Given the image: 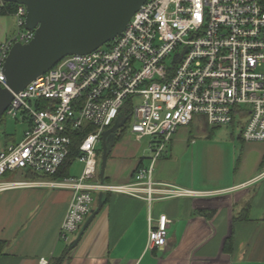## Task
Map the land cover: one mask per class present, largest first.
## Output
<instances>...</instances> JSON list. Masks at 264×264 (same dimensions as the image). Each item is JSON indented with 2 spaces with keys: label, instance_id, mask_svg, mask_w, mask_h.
Returning a JSON list of instances; mask_svg holds the SVG:
<instances>
[{
  "label": "built area",
  "instance_id": "built-area-1",
  "mask_svg": "<svg viewBox=\"0 0 264 264\" xmlns=\"http://www.w3.org/2000/svg\"><path fill=\"white\" fill-rule=\"evenodd\" d=\"M25 7L15 13L16 32L0 42L2 66L10 48L29 42ZM123 113L136 139L149 138L150 165L126 184L98 180L97 145ZM5 116L24 122L22 138L0 147V190L48 185L69 188L72 198L59 227L67 241L95 208V191L148 201L195 191L151 182L154 162L180 126L194 115L208 124L242 123L243 141H264V0H146L122 32L106 45L63 57L23 89L12 92ZM85 131L76 160L78 177L46 179L70 152L71 133ZM30 171L37 179H13ZM168 219L148 228L149 248L164 250ZM40 264H48L41 258Z\"/></svg>",
  "mask_w": 264,
  "mask_h": 264
},
{
  "label": "crops",
  "instance_id": "crops-1",
  "mask_svg": "<svg viewBox=\"0 0 264 264\" xmlns=\"http://www.w3.org/2000/svg\"><path fill=\"white\" fill-rule=\"evenodd\" d=\"M12 17L0 15V42L10 36ZM214 127L205 116L194 115L176 130L150 174L158 186L197 194L148 201L102 193V208L70 248L81 228L67 241L58 232L71 189L36 185L0 190V241L6 242L0 264H40L41 258L49 262L66 253L62 264H264V141L246 142L241 153L233 148L230 154L209 151L196 136L210 137ZM124 134L107 151L99 181L126 184L137 169L149 167L150 157ZM98 194H93L96 199ZM162 214L168 219L167 245L149 248L148 228Z\"/></svg>",
  "mask_w": 264,
  "mask_h": 264
},
{
  "label": "water",
  "instance_id": "water-1",
  "mask_svg": "<svg viewBox=\"0 0 264 264\" xmlns=\"http://www.w3.org/2000/svg\"><path fill=\"white\" fill-rule=\"evenodd\" d=\"M25 7L24 27L34 30L32 39L14 44L2 70L6 86H0V118L12 99V92L23 89L39 74L49 70L67 55L89 53L110 42L124 29L133 13L146 0H1ZM126 119L113 124L101 137L100 178L106 163V137L123 127ZM102 193L84 221L76 240L102 208Z\"/></svg>",
  "mask_w": 264,
  "mask_h": 264
},
{
  "label": "rangeland",
  "instance_id": "rangeland-1",
  "mask_svg": "<svg viewBox=\"0 0 264 264\" xmlns=\"http://www.w3.org/2000/svg\"><path fill=\"white\" fill-rule=\"evenodd\" d=\"M16 11V10H15ZM15 13V12H14ZM12 21L10 23V36L13 35L17 30L16 20L12 17ZM9 37V36H8ZM107 44V43H106ZM104 44V45H106ZM123 113H121L115 120L114 124H118L121 120L124 119ZM242 123H233V125H217L212 128L213 133L210 137L207 134H200L196 136V142H205L209 147V151L221 150L227 151L229 154L231 153V149L233 148L236 153H241V147L246 144V141L239 139L238 133L240 128L242 127ZM128 123L124 127L125 134L122 138L128 140L130 143H136L140 147L141 154L144 157H150V151L148 149L149 138L144 137L141 140H136L134 135L127 128ZM25 123L10 118L8 116H2V121L0 122V147L4 144L14 143V141H19L22 138L23 132L25 130ZM120 133V131H114L110 133L105 139L106 151H109L113 142L115 141L116 136ZM102 146L101 141L98 143L97 147L100 148ZM214 148V149H213ZM220 152V151H218ZM101 156L102 153L97 151L96 157V171L99 174L100 172V164H101ZM149 159V158H148ZM237 162V161H236ZM107 165V155H106V164ZM82 164L79 161H74L70 167V175L78 177L81 173ZM106 171V168H105ZM104 171V173H105ZM22 175L20 171H16L13 175V179H21ZM2 180H7L9 177L3 176L0 178ZM95 205V204H94ZM72 242V241H71Z\"/></svg>",
  "mask_w": 264,
  "mask_h": 264
},
{
  "label": "trees",
  "instance_id": "trees-1",
  "mask_svg": "<svg viewBox=\"0 0 264 264\" xmlns=\"http://www.w3.org/2000/svg\"><path fill=\"white\" fill-rule=\"evenodd\" d=\"M17 6L18 5L16 3H13V2H2L0 4V15H5V14L13 15ZM2 116H4V114ZM1 121H2V117L0 118V122ZM125 128L126 127L123 126V127L119 128L118 131L123 133L125 131ZM85 133H86L85 131H81V130L80 131L76 130V131L71 133L72 142H71V146H70L69 155L67 156L66 160L63 162L62 166L59 168V170L57 171L56 174L51 175V176H44V178L52 179V180H62V179L71 177L69 175V170H70L72 163L76 160V157L78 156V152H79L78 145L81 142ZM14 142H16V141H14ZM97 151L102 153V147L97 148ZM22 177L26 178V179H34L35 180V179H37L39 177H43V176L35 174V173H31L30 171H25V173H23ZM103 178H104V176H103ZM102 203H104L103 197H102ZM5 245H6L5 241H0V254H1V249ZM66 256H67V253L63 254L59 258L53 259L52 261L49 260L48 264H62L63 261L66 259Z\"/></svg>",
  "mask_w": 264,
  "mask_h": 264
},
{
  "label": "flooded vegetation",
  "instance_id": "flooded-vegetation-1",
  "mask_svg": "<svg viewBox=\"0 0 264 264\" xmlns=\"http://www.w3.org/2000/svg\"><path fill=\"white\" fill-rule=\"evenodd\" d=\"M126 123H127V122L125 121V123L123 124V126H125V125H126Z\"/></svg>",
  "mask_w": 264,
  "mask_h": 264
}]
</instances>
